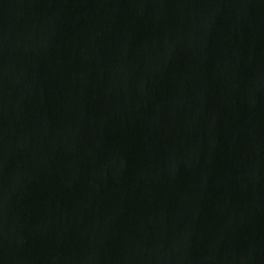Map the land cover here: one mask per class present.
Listing matches in <instances>:
<instances>
[{
  "label": "water",
  "instance_id": "water-1",
  "mask_svg": "<svg viewBox=\"0 0 264 264\" xmlns=\"http://www.w3.org/2000/svg\"><path fill=\"white\" fill-rule=\"evenodd\" d=\"M0 264H264V0H0Z\"/></svg>",
  "mask_w": 264,
  "mask_h": 264
}]
</instances>
